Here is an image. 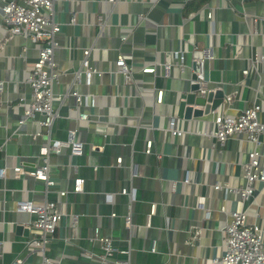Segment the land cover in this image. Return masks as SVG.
I'll list each match as a JSON object with an SVG mask.
<instances>
[{
    "label": "crops",
    "instance_id": "1",
    "mask_svg": "<svg viewBox=\"0 0 264 264\" xmlns=\"http://www.w3.org/2000/svg\"><path fill=\"white\" fill-rule=\"evenodd\" d=\"M209 12L212 19L206 17ZM54 21L62 26L63 48L55 55L61 75L53 103L60 117L48 135L64 141L74 131L83 153L62 149L51 154L53 187L29 176L15 177V167L34 166L44 141L32 139L40 131L37 121L18 124L28 108L26 78L38 47L24 37L6 35L0 13V169L6 171L0 176V264L18 259L41 264L40 254L26 247L31 216L16 208L18 201L45 199L60 203L65 213L46 252L60 264H98L102 250L94 240L96 229L113 240L114 258L128 264H212L225 248L227 214L239 202L236 194L214 186L244 185L241 166L248 146L242 135L224 145L207 137L212 116L186 119L177 105L190 90L196 51L208 53L200 63L210 86L236 94L231 114L251 105L257 88L264 94V64L253 60L264 49V0H56ZM185 43L188 65L181 73L172 66L173 54ZM86 48L101 75L94 76L90 87L97 107L82 110L97 115L96 125L75 120L71 95L89 90L74 79ZM120 53L133 68L132 87L114 72ZM152 65H157L155 74H142V68ZM245 69L248 75L242 73ZM157 88L164 90L161 105L155 101ZM58 94L66 95L65 101ZM262 110L264 122V101ZM172 120L184 131L181 137L167 131ZM147 141L153 142L150 155L145 153ZM78 177L85 181L84 192L74 194ZM124 189L127 195L121 193ZM62 190L68 191L66 197L60 196ZM246 208L248 222L264 230L262 188Z\"/></svg>",
    "mask_w": 264,
    "mask_h": 264
},
{
    "label": "built area",
    "instance_id": "2",
    "mask_svg": "<svg viewBox=\"0 0 264 264\" xmlns=\"http://www.w3.org/2000/svg\"><path fill=\"white\" fill-rule=\"evenodd\" d=\"M56 0H1L0 13L3 29L6 35L21 36L29 39L38 47V55L32 69L26 78V83L31 88V95L28 108L24 109L22 117L18 124L23 125L27 121H37L40 131L32 135L33 140L43 138L44 141L39 146V154L34 166L29 170H24L21 166L14 168L15 177L20 178L29 176L35 180L43 182L48 188L55 186L50 171V156L53 153H60L62 149H69L72 155H81L83 153V144L77 140L74 131L68 133L66 140H51L48 132L55 120L60 117V112L54 108V99L57 94L54 87L59 83L60 71L55 60L56 53L63 48L61 45L60 33L62 26L54 21V10ZM107 3L114 4L116 0H106ZM208 19H212L211 12L207 13ZM101 20L99 23H101ZM75 22V17L72 18ZM122 40H126L123 37ZM184 49L173 54V65L181 73L187 67L186 55L188 53L187 43ZM239 51V50H238ZM196 52H200L201 58L196 59ZM193 53L192 62H204L207 58L206 51H196ZM254 62L264 64V49L260 55L255 57ZM167 70L171 65H165ZM157 65L144 67L141 69L142 74H155ZM116 75L123 77L124 83L134 84L133 68L128 66L124 54L120 53L115 61ZM248 75L250 70L242 71ZM194 74V72H193ZM100 76L101 73L96 63L91 59V48L83 50V59L81 67L74 73V79L78 83H83L89 89L87 93L73 91L72 97L75 99L74 110L76 111V121H84L92 125L100 123L97 115H90L84 112V107H97V96L90 91L93 85L94 76ZM197 83L199 88L196 92L197 97H207L209 93H215L220 90L217 87H211L208 80L203 74H197V80H190ZM3 85L0 82V90ZM66 95L58 94V99L65 101ZM236 94H225L220 107L209 112L212 116L211 127L206 136L215 139L221 145L237 135H242L247 143V160L241 166V176L244 179V185L240 187L229 184L217 183L215 190H224L226 193H234L238 196L239 202L237 209L229 212L228 222L224 228V251L223 254L212 259V264H264V230L259 224L248 222L247 208L248 203L253 199L258 189L264 190V155L262 147L264 145V122L261 119L262 102L264 94L257 88L255 97L251 105H247L236 114H231L233 102L236 100ZM164 90L157 88L155 90V101L158 105L163 103ZM194 108L204 109L205 105H193ZM36 116L41 119L36 120ZM204 117V116H203ZM167 131L175 137H181L184 131L177 129L174 121L169 123ZM44 136L46 138H44ZM152 141H147L145 153H152ZM122 163V158L117 159V164ZM94 169L97 170V167ZM5 169H0V176L5 177ZM188 183V179H185ZM84 179L78 177L74 179L72 191L74 194L84 192ZM123 195H127V190H122ZM61 197H66L68 191H60ZM202 199L199 207H202ZM155 205L151 206V213L155 211ZM17 211L27 213L31 216L27 227L31 232L30 238L26 241V247L31 252H37L41 257V264H60L59 261L52 260L47 255L48 245L52 242L54 235L64 216L60 203L45 199L41 202L18 201ZM225 212V209H222ZM199 235V233H197ZM94 240L101 245L102 253L97 258L98 264H128V261H122L114 258L116 249L113 240L100 235L99 229L95 230ZM83 256H88L83 252ZM23 259H18L15 264H23Z\"/></svg>",
    "mask_w": 264,
    "mask_h": 264
},
{
    "label": "water",
    "instance_id": "3",
    "mask_svg": "<svg viewBox=\"0 0 264 264\" xmlns=\"http://www.w3.org/2000/svg\"><path fill=\"white\" fill-rule=\"evenodd\" d=\"M196 59L201 58L200 52H196ZM192 69L194 74L192 75V80H197V74H203L202 64L198 61L192 62ZM199 85L197 83H192L189 92L183 93L180 96L178 102L179 114H182L186 119H197L209 114L210 111L215 110L220 107L225 93L223 90H217L215 93H209L207 97H197V90ZM193 105H205L204 109L194 108Z\"/></svg>",
    "mask_w": 264,
    "mask_h": 264
}]
</instances>
